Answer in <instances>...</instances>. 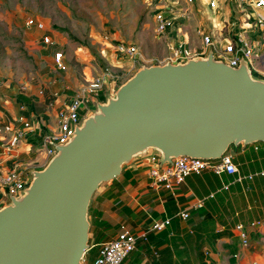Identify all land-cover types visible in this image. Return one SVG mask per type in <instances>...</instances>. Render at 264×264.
<instances>
[{
	"label": "water",
	"instance_id": "water-1",
	"mask_svg": "<svg viewBox=\"0 0 264 264\" xmlns=\"http://www.w3.org/2000/svg\"><path fill=\"white\" fill-rule=\"evenodd\" d=\"M264 144V79L195 57L142 65L74 128L31 173L22 196L0 208V264H82L90 200L122 167L153 150L160 165L179 157L215 160L230 146Z\"/></svg>",
	"mask_w": 264,
	"mask_h": 264
},
{
	"label": "crops",
	"instance_id": "crops-1",
	"mask_svg": "<svg viewBox=\"0 0 264 264\" xmlns=\"http://www.w3.org/2000/svg\"><path fill=\"white\" fill-rule=\"evenodd\" d=\"M208 1H195L192 26L216 32L213 39L218 44L219 35L226 34V24L240 16L238 3L218 0L219 9L215 11L209 8ZM251 36L257 49L263 47L264 43ZM113 57L108 66L123 65ZM43 63L48 69L41 71L36 82L13 84L0 79L2 174L20 170L31 175L47 164L48 159L36 153L34 146L56 134L60 109L98 74L92 65L73 73L67 71L70 66L65 57V70L59 73L50 55L43 57ZM51 70L58 74L57 80ZM18 97L31 105L19 102ZM26 122L32 124L23 129ZM18 130L25 133L22 139L16 135ZM152 152L134 157L122 167L119 176L102 183L93 194L87 213L89 248L82 264H94L101 246L116 239L123 230L136 238L135 249L123 264H260L257 260L264 259V144L230 148L228 154L236 168L233 175L192 174L171 190L152 186L148 175ZM7 203L3 199L0 208ZM181 212L188 214L186 220L180 217ZM165 221L169 224L162 230H152L155 223ZM259 221L260 225L250 227ZM238 226L244 228L246 247L241 245Z\"/></svg>",
	"mask_w": 264,
	"mask_h": 264
},
{
	"label": "built area",
	"instance_id": "built-area-1",
	"mask_svg": "<svg viewBox=\"0 0 264 264\" xmlns=\"http://www.w3.org/2000/svg\"><path fill=\"white\" fill-rule=\"evenodd\" d=\"M156 9L153 11V25L155 39L164 40L166 43V55L153 65L171 63L173 65L184 63L195 57H206L212 50L214 59L236 68L240 60L247 62L250 71L253 69L262 47L256 44L251 34L264 43V0H237L240 16L226 24V34L219 35L221 42L214 43L216 32L192 28V17L195 13L193 6L196 0H155ZM155 6V5H154ZM209 8L218 10V0H209ZM30 25L33 24L29 20ZM244 26H248L244 28ZM187 30H192L193 40L187 38ZM185 31V32H184ZM193 43V45H191ZM44 46L53 45L54 42L48 37L42 38ZM257 45V46H256ZM119 55L128 60H136L149 65L151 59L140 58L137 48L134 45H119ZM61 52L54 53L53 60L58 70H65ZM117 76L113 75L109 68L98 73L95 78L81 91L74 93L65 106L57 114L56 134L46 136L39 144L34 146L36 153H43L48 159L55 155L54 145L66 144L73 136L74 128L81 125L83 119L91 113V107L98 102L97 96L103 92L108 84L114 82ZM32 122L23 124V129L31 126ZM16 135L22 139L25 133L18 130ZM257 144V143H256ZM252 144V145H256ZM230 149V148H229ZM257 150V147H255ZM150 151V150H149ZM153 151V150H151ZM229 151V150H228ZM228 151L219 159L203 160L189 157H179L170 164L160 165L159 153L153 151L149 157L151 168L149 177L152 186L155 188L173 189L174 186L182 184L186 177L202 172H210L216 175L226 173L233 175L236 168L231 162ZM31 181V175L20 170H13L6 174L0 173V202L5 199L9 202L10 197H20ZM202 203L198 206H200ZM183 220L188 218L186 212H181ZM169 224V221L155 223L153 231H160ZM261 222L250 224L251 228L260 225ZM236 230L240 233V242L243 247L248 245L244 228L238 226ZM136 238L127 230L121 231L117 238L103 244L94 264H123L128 255L135 249Z\"/></svg>",
	"mask_w": 264,
	"mask_h": 264
},
{
	"label": "rangeland",
	"instance_id": "rangeland-1",
	"mask_svg": "<svg viewBox=\"0 0 264 264\" xmlns=\"http://www.w3.org/2000/svg\"><path fill=\"white\" fill-rule=\"evenodd\" d=\"M156 7L155 0H0V79L13 84L36 82L41 71L48 69L43 57L53 58L54 53L61 52L62 59L65 57L70 66L67 71L73 73L92 65L98 73L109 68L117 76L111 86L97 96L99 103H105L107 96H112L144 65L118 57L119 45H134L140 58L152 60L147 66L165 57L166 42L154 36ZM29 20L33 21L32 25ZM186 34L192 41V30H187ZM44 36L54 44L44 46ZM255 52L259 56L254 59L251 74L264 79V45ZM113 56L116 61H123V65L108 66ZM54 68L60 72L56 66ZM51 73L55 80L59 78L54 70ZM95 110L92 106L91 113ZM257 261L264 264V259Z\"/></svg>",
	"mask_w": 264,
	"mask_h": 264
},
{
	"label": "trees",
	"instance_id": "trees-1",
	"mask_svg": "<svg viewBox=\"0 0 264 264\" xmlns=\"http://www.w3.org/2000/svg\"><path fill=\"white\" fill-rule=\"evenodd\" d=\"M18 100H19V102H21V103H25V104H27V105H31V103H30L27 99H25V98H23V97H18ZM229 148H231V146H230Z\"/></svg>",
	"mask_w": 264,
	"mask_h": 264
}]
</instances>
